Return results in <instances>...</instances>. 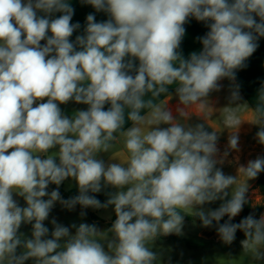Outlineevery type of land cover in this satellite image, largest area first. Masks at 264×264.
<instances>
[{"label":"clouds","instance_id":"9594fccd","mask_svg":"<svg viewBox=\"0 0 264 264\" xmlns=\"http://www.w3.org/2000/svg\"><path fill=\"white\" fill-rule=\"evenodd\" d=\"M84 2L110 18L96 22L89 14L84 35L72 42L80 25L71 23L69 0H0V264L28 259L35 264H158L149 245L159 236L180 233L184 215L191 213L209 227L224 216L231 221L246 203L247 183L205 212L202 206L225 200L237 179L216 167V132L175 122L166 105L155 107L147 119L140 109L146 92H166L165 85L178 82L180 103L188 106L219 90L220 80H234L235 70L264 37V0ZM54 13L61 15L50 19ZM189 17L206 22L209 31L201 38L202 50L184 59L177 50ZM232 99H239L238 92ZM69 101L89 107L68 118L59 104ZM125 106L134 122L125 133L129 160L106 166L96 157L111 148ZM235 108L224 109L230 126L238 129ZM262 108L258 105L260 115L248 122L261 126L257 138L264 144ZM178 112L183 115L184 108ZM140 125L148 131L142 134ZM235 131L229 138L232 149L238 147ZM54 148L56 154L46 155ZM240 170L254 179L264 171V158ZM67 178L77 181L80 195L63 200L58 188L47 191L49 184L59 186ZM102 183L117 189L105 204L86 195L100 192ZM13 193L27 206H19ZM56 202L69 209L114 206L112 239L87 223L72 225V234L55 219L52 238H45L49 229L43 222ZM22 224L32 225L31 238L18 234ZM237 230L245 233L244 250L264 259V216L217 228L225 243ZM101 241H107V250ZM18 247L24 249L19 256Z\"/></svg>","mask_w":264,"mask_h":264},{"label":"crops","instance_id":"0c3cea01","mask_svg":"<svg viewBox=\"0 0 264 264\" xmlns=\"http://www.w3.org/2000/svg\"><path fill=\"white\" fill-rule=\"evenodd\" d=\"M71 7L74 9V14L71 23L79 24L80 27L73 33L70 40L75 42L77 36L84 35L87 24L86 17L89 14L95 16L96 22H105L110 17L106 12L96 11L90 4L84 0H69ZM38 16H44L45 13L37 12ZM61 13H54L50 19L57 18ZM258 19V18H257ZM185 35L181 41L179 49L177 50L180 56L188 59L191 54L198 53L202 50L203 45L201 38L209 31L206 22L198 21L194 17H189L187 23L184 25ZM51 35V33H49ZM258 47L256 51L245 61L244 66L235 70V79L224 78L218 82L219 90L212 91L206 97V100L184 106L180 103L176 88L179 86L178 82L171 85H165L166 92L156 94V90H151L142 96L144 107L140 109V115L146 119L150 117L153 109L157 106H165L171 110L174 119L186 126L195 127L196 125H203L204 130L217 134V155L218 161L216 167L221 169L225 175L236 177V183L229 189V195L225 200H216L212 203L203 205L205 212L215 210L220 205L231 199V191L247 183L248 190L246 192V203L242 211L231 221L228 216H224L219 223L213 221L209 227H204L200 219L189 220L184 219L183 227L180 233H173L167 236H179L184 238L182 244L185 247H193L190 254L183 261L182 264H264V259L256 260L253 258V253L250 250L232 249L228 246L225 249L199 252L196 243L200 239L222 240L217 232L219 225L225 222L238 224L244 218L252 215L259 220L264 216V171H261L254 179H248L241 167H246L249 161L264 158V144L260 143L257 138V132L260 131L259 124L250 123L254 121L260 112L257 111L258 105L264 104V37L257 40ZM138 66V61L135 62ZM174 66H178L180 59L173 62ZM134 74V73H133ZM159 86H157V89ZM238 92L239 99L233 100L232 93ZM37 101V103L46 102ZM36 106L35 104L33 105ZM61 112L64 116L72 118L75 113L81 110H87L88 105L83 103H76L69 101L65 104H59ZM110 105H105L107 110ZM226 107H233L238 120L241 121L238 129L231 127V122L226 119ZM184 108V114L181 115L178 109ZM264 111V108L261 109ZM131 109L128 106L124 107V122L120 128L114 133L115 140L108 152H100L97 154V159L104 161L105 165L112 163L127 164L129 160V152L125 148V133L133 126L134 122L129 119V112ZM142 134L148 131L146 125H140ZM160 128L169 127L167 124L159 125ZM236 130V131H235ZM233 131L238 136L237 149H231L235 160L228 156L226 147H230L229 138L233 135ZM250 137H252L250 139ZM231 148V147H230ZM58 149V148H57ZM59 163V162H58ZM248 179V180H247ZM71 183L78 185L73 178L65 179ZM113 193L117 191L116 188L108 186ZM238 234L243 237L239 239H246L245 233L242 230H237ZM239 240L234 239L232 243Z\"/></svg>","mask_w":264,"mask_h":264},{"label":"rangeland","instance_id":"374dc122","mask_svg":"<svg viewBox=\"0 0 264 264\" xmlns=\"http://www.w3.org/2000/svg\"><path fill=\"white\" fill-rule=\"evenodd\" d=\"M47 100V98H45ZM252 137H250L251 139ZM232 148L229 146L225 148L228 152V156L235 160V156L232 153ZM58 152L57 148L51 149L49 153L46 155H54ZM46 158V157H42ZM56 162H59L58 157H55ZM236 161V160H235ZM63 189V191H70L73 190L74 192L78 193L79 191V185L75 183H71L67 180H64L62 184L60 185ZM55 190L54 188L48 187L47 191L51 193V191ZM59 191V190H58ZM61 198L62 192L59 191ZM48 197H44L46 200ZM13 199L17 201L18 205L21 207H26V202L23 199V197L16 195L13 193ZM64 200V199H63ZM102 204V203H101ZM83 213V215H82ZM115 211L114 207L107 206L102 207L99 209L96 208H84V207H77L75 206L72 209L64 207L60 202H56L54 207L51 209L49 217L43 222L44 225L49 229L48 236L45 238H52L51 233L53 231V224L52 220L55 219L57 223L69 227V230L72 234H75L76 228L72 227V225H76L78 227L81 223H87L89 225H96L98 230L101 232H106L108 235V239H112V233L108 231L111 229V226L108 224V222L113 217ZM91 214H96L97 219L93 220L91 218ZM21 234L22 239L31 238L32 236V225L31 224H22L19 233ZM245 239H241L236 243H226L225 245L232 248V249H243L242 242ZM184 241V238L179 237L177 235L169 237L167 235L159 236L155 241H153L152 244L149 245L151 247L152 251L157 253L158 255V264H182L183 261L187 258V256L192 251L193 247H185L182 242ZM61 243H64L62 240ZM101 243L104 244L106 250H107V241H101ZM24 249L22 247H18L16 250V255L19 256L22 254ZM25 264H35L34 259H28L25 261Z\"/></svg>","mask_w":264,"mask_h":264},{"label":"trees","instance_id":"16d2710c","mask_svg":"<svg viewBox=\"0 0 264 264\" xmlns=\"http://www.w3.org/2000/svg\"><path fill=\"white\" fill-rule=\"evenodd\" d=\"M46 41H41V45L45 44ZM48 187L57 189L59 191L62 192V197L64 200H69L71 198H74L78 195H80V192L76 193L73 190L70 191H63L62 187L59 185H55V184H49ZM48 189V188H47ZM80 191V190H79ZM114 194L113 191L108 187V186H104L102 183V187H101V191L94 193L91 190H89L86 195L90 196V197H95L96 199H98L102 204H105L107 202V200L110 198V196ZM77 207H82L81 205L77 204L75 205ZM112 206V205H109ZM114 207V206H112ZM188 215H184V219H189V220H196L199 219L197 216L191 215V213H187ZM91 218L93 220H96L98 217L96 214H91ZM116 219V215L114 213L113 217L111 218V220L108 222V224L112 227L114 221ZM243 237L241 234L235 233V238L236 240H241L239 238ZM226 243L223 240H209V239H200L196 245L198 247L199 252H207V251H213V250H219V249H225Z\"/></svg>","mask_w":264,"mask_h":264}]
</instances>
